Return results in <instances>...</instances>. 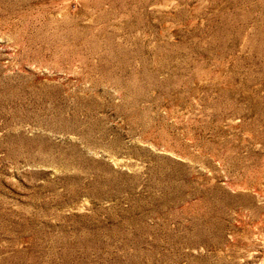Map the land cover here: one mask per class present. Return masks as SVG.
I'll return each instance as SVG.
<instances>
[{
    "label": "rangeland",
    "instance_id": "rangeland-1",
    "mask_svg": "<svg viewBox=\"0 0 264 264\" xmlns=\"http://www.w3.org/2000/svg\"><path fill=\"white\" fill-rule=\"evenodd\" d=\"M0 264H264V0H0Z\"/></svg>",
    "mask_w": 264,
    "mask_h": 264
}]
</instances>
